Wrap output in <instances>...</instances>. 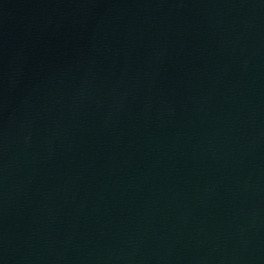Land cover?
<instances>
[{"label":"water","instance_id":"1","mask_svg":"<svg viewBox=\"0 0 264 264\" xmlns=\"http://www.w3.org/2000/svg\"><path fill=\"white\" fill-rule=\"evenodd\" d=\"M218 264H264V192Z\"/></svg>","mask_w":264,"mask_h":264}]
</instances>
